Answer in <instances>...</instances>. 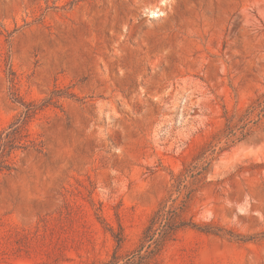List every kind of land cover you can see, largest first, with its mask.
<instances>
[{
  "label": "rangeland",
  "instance_id": "374dc122",
  "mask_svg": "<svg viewBox=\"0 0 264 264\" xmlns=\"http://www.w3.org/2000/svg\"><path fill=\"white\" fill-rule=\"evenodd\" d=\"M19 128L0 264H264V0H0Z\"/></svg>",
  "mask_w": 264,
  "mask_h": 264
},
{
  "label": "trees",
  "instance_id": "16d2710c",
  "mask_svg": "<svg viewBox=\"0 0 264 264\" xmlns=\"http://www.w3.org/2000/svg\"><path fill=\"white\" fill-rule=\"evenodd\" d=\"M26 109L27 110L25 112V116H24V121L23 122H25V120H27L31 116V114L33 113L32 107L28 108V106H27ZM19 132H20V128L14 130L12 135H7L6 139H8V140L6 142H4V144H0V156L1 157L4 156L5 152L8 153L9 150H11L13 148V145L16 142V138H14V135L19 134ZM178 227L179 226H169V224L166 223L165 228H166V230H169V231L164 233L165 237L170 236L171 231L173 229H175V228H178ZM116 239H117L118 243H121L122 238H121V236L119 234L116 236Z\"/></svg>",
  "mask_w": 264,
  "mask_h": 264
}]
</instances>
